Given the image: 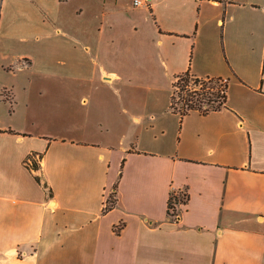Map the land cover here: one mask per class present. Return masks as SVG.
<instances>
[{
  "label": "crops",
  "instance_id": "0c3cea01",
  "mask_svg": "<svg viewBox=\"0 0 264 264\" xmlns=\"http://www.w3.org/2000/svg\"><path fill=\"white\" fill-rule=\"evenodd\" d=\"M0 264H264V0H0Z\"/></svg>",
  "mask_w": 264,
  "mask_h": 264
},
{
  "label": "trees",
  "instance_id": "16d2710c",
  "mask_svg": "<svg viewBox=\"0 0 264 264\" xmlns=\"http://www.w3.org/2000/svg\"><path fill=\"white\" fill-rule=\"evenodd\" d=\"M228 83L222 78H198L189 71L176 77L173 84L170 109L182 119L192 112L208 115L226 107ZM37 169V163L33 164ZM41 183L40 178H37ZM47 188V185H45ZM117 185L111 194L104 211L113 209L116 205ZM177 197L171 194L168 201V213L174 208Z\"/></svg>",
  "mask_w": 264,
  "mask_h": 264
},
{
  "label": "rangeland",
  "instance_id": "374dc122",
  "mask_svg": "<svg viewBox=\"0 0 264 264\" xmlns=\"http://www.w3.org/2000/svg\"><path fill=\"white\" fill-rule=\"evenodd\" d=\"M67 26L69 28L72 27V29H73L74 22L67 24ZM62 29L65 30L64 27H62ZM58 80H59L58 77L55 79L51 78L50 93L47 91L48 88L45 87L44 92H43V89L41 88L40 91L43 93V95L45 97H47V98L48 97L49 98H63V97H65V98H80V96L83 95L84 98H89V96L91 94V87L89 84L83 85V87L81 88L82 89V94H81L79 91H77L75 89L69 90V87L62 86L61 84L58 83Z\"/></svg>",
  "mask_w": 264,
  "mask_h": 264
},
{
  "label": "built area",
  "instance_id": "2783aa9c",
  "mask_svg": "<svg viewBox=\"0 0 264 264\" xmlns=\"http://www.w3.org/2000/svg\"><path fill=\"white\" fill-rule=\"evenodd\" d=\"M145 1L144 0H134V5L135 6H142V5L145 4ZM176 197H177V200H176V202L174 204V208H172L170 210V217L173 220L178 221V219H179V208H180V206H182L183 203H185V201L187 200V198H186V195L176 196Z\"/></svg>",
  "mask_w": 264,
  "mask_h": 264
}]
</instances>
